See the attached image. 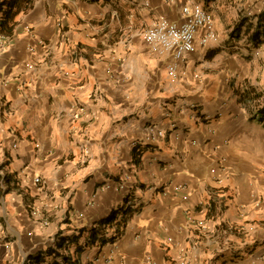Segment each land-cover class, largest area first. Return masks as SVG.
<instances>
[{
  "label": "crops",
  "instance_id": "0c3cea01",
  "mask_svg": "<svg viewBox=\"0 0 264 264\" xmlns=\"http://www.w3.org/2000/svg\"><path fill=\"white\" fill-rule=\"evenodd\" d=\"M187 4L218 41L197 39L172 80L144 33ZM14 6L0 31V264H264V104L247 103L252 88L264 98V0ZM110 217L114 241L84 247ZM59 234L77 243L52 254Z\"/></svg>",
  "mask_w": 264,
  "mask_h": 264
},
{
  "label": "built area",
  "instance_id": "2783aa9c",
  "mask_svg": "<svg viewBox=\"0 0 264 264\" xmlns=\"http://www.w3.org/2000/svg\"><path fill=\"white\" fill-rule=\"evenodd\" d=\"M247 16L257 21L253 15ZM178 17L179 23L161 18L144 33V39L154 54L171 59L168 72L172 80H178L180 77V62L184 61L187 55L197 51V39L204 46L218 41L213 17L203 8L183 5ZM8 41V37L0 34V49H3ZM35 183L41 185L42 181L36 178Z\"/></svg>",
  "mask_w": 264,
  "mask_h": 264
},
{
  "label": "trees",
  "instance_id": "16d2710c",
  "mask_svg": "<svg viewBox=\"0 0 264 264\" xmlns=\"http://www.w3.org/2000/svg\"><path fill=\"white\" fill-rule=\"evenodd\" d=\"M16 1H18V0L0 1V31L1 32L3 31V28L9 27V23H11V21H13V18L16 14V13H14L15 12L14 11L15 10L14 5H15ZM257 42L259 43V40H257ZM251 90H252V92H250V96L247 97L248 98L247 103L249 104V103L261 101V99H262L261 95L256 92V89L252 88ZM256 106H257V115L264 120V105L257 103ZM128 211H130V210H128ZM114 218L110 217L107 220L100 222L98 224V226H96L95 228H92L90 230V233L88 235V240L86 241L84 247L93 246V245H96L97 243L100 246H104L108 242L114 241L115 237L114 238H106L102 232V230L104 228L106 229L108 226H110V224L112 223ZM126 220H127V218H123L122 222L124 223ZM80 236L81 235H79V237ZM70 242L77 243V237H74L73 240L68 241L67 238H65L59 234L56 238V241L54 244L55 246L52 248L51 253L54 254L55 251L63 249ZM77 246L78 247L76 249V252L78 254H81L83 246H79V245H77ZM67 260H69V259H66V261ZM74 263H76V261L71 262V264H74ZM63 264H69V262L67 261V263L64 262Z\"/></svg>",
  "mask_w": 264,
  "mask_h": 264
},
{
  "label": "rangeland",
  "instance_id": "374dc122",
  "mask_svg": "<svg viewBox=\"0 0 264 264\" xmlns=\"http://www.w3.org/2000/svg\"><path fill=\"white\" fill-rule=\"evenodd\" d=\"M259 90H260V93H261V94H264V88H262V87L260 88V87H259ZM260 102L264 104V98L261 99Z\"/></svg>",
  "mask_w": 264,
  "mask_h": 264
}]
</instances>
